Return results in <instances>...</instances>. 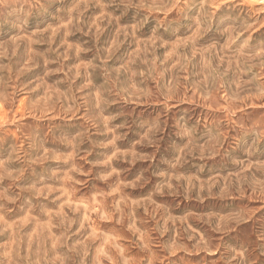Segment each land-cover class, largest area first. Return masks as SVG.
I'll return each instance as SVG.
<instances>
[{
	"label": "rangeland",
	"instance_id": "obj_1",
	"mask_svg": "<svg viewBox=\"0 0 264 264\" xmlns=\"http://www.w3.org/2000/svg\"><path fill=\"white\" fill-rule=\"evenodd\" d=\"M0 264H264V0H0Z\"/></svg>",
	"mask_w": 264,
	"mask_h": 264
}]
</instances>
